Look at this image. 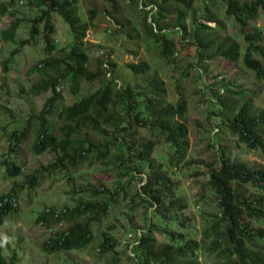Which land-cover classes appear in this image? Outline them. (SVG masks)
<instances>
[{
  "label": "trees",
  "instance_id": "obj_1",
  "mask_svg": "<svg viewBox=\"0 0 264 264\" xmlns=\"http://www.w3.org/2000/svg\"><path fill=\"white\" fill-rule=\"evenodd\" d=\"M19 1L22 7L35 10L36 16L27 21L12 15L14 19L9 25L0 29L4 42L13 41L21 26L29 27L30 36L3 64L7 67L12 56L25 45L37 46L39 40L43 42V57L30 70L38 76L30 92L35 96L51 92V96L36 115L38 123L33 129L31 151L35 155L51 152L54 159L47 166L24 174L14 154L31 132L34 119L13 126L7 139L13 156L3 153L0 170L7 179L21 176L24 180L20 184L15 182L0 195V226L17 211L18 197L24 190L29 192L55 172L73 180L71 172L76 173L85 165L100 169L101 173L95 184L73 189L70 194L79 196L73 206H47L36 213L35 223L51 232L42 244L43 252L54 254L87 248L94 239L93 226L110 214L118 191L127 192L133 179L142 183L135 195L138 200L154 207L153 215L175 221L188 204L177 195L178 182L170 177L154 153L157 146H167L169 166L177 169L185 162L188 149L184 140L189 133L186 100L169 101L165 83L157 73L144 83H134L136 78L148 76L151 68L146 61L129 63L117 71L111 53L90 58L85 37L98 16L95 7L88 10V23L79 17L80 0H0V23ZM122 1L138 12L148 48L154 49L165 65H171L177 53L190 50L194 51V68L216 59L230 64L241 59L243 68L260 85L264 98V23L263 36L249 30L264 15V0ZM220 3L225 6L224 18L217 7ZM107 12L118 15L113 3ZM53 15L60 16L72 34L68 48H58L55 44ZM201 18L215 22V26ZM227 22L239 28L241 42L220 36ZM123 29L125 25L108 32L120 35ZM173 31L179 34V41L170 36L169 32ZM125 38L138 41L132 32ZM202 68L207 71V67ZM65 82L74 95L80 92L83 82L98 87L73 104L62 106L51 125L49 116L59 100L56 89ZM218 86L235 96L227 101L220 98L222 109L218 114L227 120L225 127L239 144L249 151H259L264 159V106L254 102L257 92L237 88L231 81ZM217 154V161L209 165L208 185L217 196L218 214L205 227L201 242L207 243L209 251L216 254L219 261L216 264H264V168H248L222 150ZM243 186L260 195H248ZM190 221L185 216L179 219V224L185 228ZM148 222L151 224L147 231L129 233L133 238L125 243L126 261L114 253L119 241L106 232L102 233L99 255L111 254L113 264H199L195 254L201 248L200 241L182 232L169 231L165 233L168 240L161 242L154 236L152 218ZM18 262L16 252L6 260L0 251V264Z\"/></svg>",
  "mask_w": 264,
  "mask_h": 264
},
{
  "label": "rangeland",
  "instance_id": "obj_2",
  "mask_svg": "<svg viewBox=\"0 0 264 264\" xmlns=\"http://www.w3.org/2000/svg\"><path fill=\"white\" fill-rule=\"evenodd\" d=\"M109 1V3H106L105 0L79 1L78 12L82 22L90 23L88 10L91 7L98 10V16L90 24L85 37V41L88 43L89 56L93 60L111 53L112 61L117 65V71L129 63L146 61L151 68L148 76L132 79L134 83L141 84L154 73H157L165 83L169 101H176L180 98L186 100L188 107L186 124L189 133L184 140L188 149L185 162L177 169L169 166L167 162L168 147L163 145L156 147L154 156L158 161L164 163L170 177L178 182L177 195L183 198L188 207L183 212L178 213L181 216L175 217V221L153 215L154 207L142 203L135 196L142 183L138 179H133L127 186V192L118 191L117 201L111 207L110 214L93 226L94 239L87 248L48 254L43 252L41 247L51 232L44 226L35 223L36 213L47 206L58 208L73 206L79 198L76 193L70 194L73 189L80 185L95 184L101 170L85 165L76 173L71 172L73 180L66 178V175L55 172L47 175L37 187L29 192L24 190L20 193L17 211L10 216L4 225L0 226V251L6 260H9L12 254L16 252L19 259L18 264H113L111 254L99 255L102 233L106 232L119 241L114 253L120 257L121 261H126L125 243L127 235L135 231H147L151 224L148 222L149 218H152L154 224V236L161 242L168 240L165 233L169 231L182 232L201 242L205 227L218 214L217 196L208 185L209 165L217 161V153L222 150L232 160L243 163L248 168H264L262 154L259 151H249L245 146L239 144L236 137L231 135L225 127L227 120L224 121V117L218 114L219 110L222 109L220 105L222 100L227 101L235 98L234 94H228L218 86L221 82L231 81L237 88L242 87L251 93L257 92L254 102L257 106H264L260 85L243 68L241 59L232 64L226 63L222 59H216L207 65H198L194 68L193 64L196 62L193 58L194 51L190 50L186 53L183 51L177 53L172 64L165 65L156 57L155 50L148 48L138 12L130 9L122 0ZM110 3L114 4L118 15H108L107 9ZM18 4L8 11V15L2 18L0 29L9 25L15 16L27 21L36 16L35 10L22 7L20 1ZM217 7L222 13L221 17H223L225 6L220 3ZM53 21L56 28L55 44L58 48H68L73 41L68 26L58 15H53ZM201 21L212 27L215 26V22L207 21L205 18H201ZM263 23L264 15L252 24L249 30L263 36ZM121 25H125V29L119 32L120 35L111 34L114 28ZM225 25L226 30L220 36L223 39L231 37L237 42H241L242 36L239 28L235 27L232 22H227ZM108 30L112 32L109 33ZM129 32L138 36V41L126 40L125 36ZM169 34L174 40L179 41L177 32L173 31ZM29 37L28 26H21L13 41L4 42L0 37V161L4 159L3 153L7 157L13 156L8 150L7 140L13 126L19 123L25 124L30 118H33L34 123L31 132L18 146V153L14 154L16 162L23 166L24 174H30L42 166H47L54 159L51 152L35 155L31 151L33 129L38 123L36 115L41 111L48 97L51 96V92L39 96L30 92L31 86L38 78L30 70L43 57V42L39 40L37 46L25 45L20 52L12 56L7 67L3 64L20 46V43ZM132 52H136V54ZM202 66L207 67V71H204ZM97 87V84L83 82L80 92L74 95L70 92L68 82L59 85L56 89L59 93V100L49 116L50 124L53 125L62 106L73 104L82 96L93 92ZM23 180L21 176L14 180L7 179L0 170V195L6 193L15 182L20 184ZM109 184L112 185V183ZM243 189L247 191L248 195L254 197L260 195L250 187L243 186ZM185 216L191 218V221L187 223L185 228H182L179 219ZM207 245V243L201 242V248L195 254L198 263H218L216 254L209 251Z\"/></svg>",
  "mask_w": 264,
  "mask_h": 264
},
{
  "label": "built area",
  "instance_id": "obj_3",
  "mask_svg": "<svg viewBox=\"0 0 264 264\" xmlns=\"http://www.w3.org/2000/svg\"><path fill=\"white\" fill-rule=\"evenodd\" d=\"M133 238V235L132 234H129V235H127V241L130 239H132Z\"/></svg>",
  "mask_w": 264,
  "mask_h": 264
}]
</instances>
